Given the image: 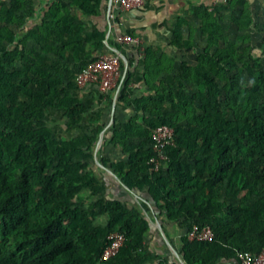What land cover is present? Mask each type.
Wrapping results in <instances>:
<instances>
[{"label":"trees","instance_id":"obj_1","mask_svg":"<svg viewBox=\"0 0 264 264\" xmlns=\"http://www.w3.org/2000/svg\"><path fill=\"white\" fill-rule=\"evenodd\" d=\"M105 2L51 0L41 23L25 27L30 0H0V264H139L149 257L138 254L145 217L119 199L86 202L81 195L98 192L90 161L103 124L66 138L45 120L53 108L66 126L79 125L87 107L73 94L75 78L98 56L90 57L91 49H104L105 30H86L71 8L94 16ZM197 18L204 44L193 62L175 65L173 57L144 49V99L126 97L127 70L117 99L146 117L112 124L111 144L127 157L110 168L185 233L194 223L211 227L210 240L181 236L187 264H224L264 245V62L251 52L250 29L259 26L248 0L199 7ZM169 43L196 47L190 36L180 38L177 24ZM161 124L173 137L154 170L150 132ZM95 214L108 220L94 224ZM112 232L123 233L124 242L99 260Z\"/></svg>","mask_w":264,"mask_h":264},{"label":"crops","instance_id":"obj_2","mask_svg":"<svg viewBox=\"0 0 264 264\" xmlns=\"http://www.w3.org/2000/svg\"><path fill=\"white\" fill-rule=\"evenodd\" d=\"M50 1L30 0L31 12H24V17L26 18L25 27L35 26L41 23L43 13L47 9ZM216 2L218 1L144 0L140 7H133L123 11H115L111 3L110 13H113V16H109L110 13L107 16L106 0L97 15H84L79 10L73 8H71V12L77 15L86 30H89L93 24L98 29L105 30L107 38L106 43L103 42L104 49L99 51L92 48L90 57L110 52L112 51L111 48H117L115 44L118 45L117 49L120 53L117 54L121 59L122 72L123 61L126 60L128 62V69L132 73L125 91L126 97L132 102L134 100L144 99L148 92L142 82V58L144 49L152 48L156 54L164 53L173 57L175 65L181 61L193 62L195 54L204 44L199 29V19L197 18L198 8L206 6L211 9ZM248 2L254 21L260 27L258 15L264 12V0H248ZM176 24L179 26L180 38L184 39L190 36L191 40L196 44V47L183 49L169 43ZM221 25L224 29H229L227 20H223ZM251 29L256 30L255 28ZM122 34H130L138 38L139 44L119 42L117 37ZM219 45L222 46L223 44L219 43ZM130 65L133 66L130 68ZM115 90H101L97 83H88L82 87H77L73 91V94L82 99L87 107L79 125L66 126L64 115L53 108H49L46 112V123L54 135L66 138L83 132H89L96 129L97 125L103 124V127L98 131L99 136L103 130V137L95 156L101 164H103L100 161L101 157L108 159V162L103 165L109 168L113 175L96 164L92 151L90 165L93 172L100 179V183L97 185L98 192L92 195L90 194V189L86 188L82 190L81 195L87 196L86 202L93 201L101 195L107 198L119 199L124 201L129 208L137 210L141 216L148 220L149 228L142 242L144 248L139 250L138 254H145L149 257L139 264H187L182 256L180 242L181 236L185 234V226L178 220L166 219L163 209H159L156 206L155 201L147 192L129 189L122 182L120 176L110 168V163L123 162L127 157V153L120 146L114 147L111 144L110 135L112 124L123 122L134 114H137L138 123H142L143 118L146 117V113L137 109L133 103L127 105L120 100L118 101L116 98L113 121L109 124L111 104ZM96 113L99 116L94 119ZM62 128L68 135L61 136L59 132ZM107 220V214H95L92 217L94 224H105ZM158 225L161 230L158 228ZM176 254L181 257L182 261Z\"/></svg>","mask_w":264,"mask_h":264},{"label":"built area","instance_id":"obj_3","mask_svg":"<svg viewBox=\"0 0 264 264\" xmlns=\"http://www.w3.org/2000/svg\"><path fill=\"white\" fill-rule=\"evenodd\" d=\"M225 3L227 0H217ZM144 0H112V7L115 11H123L133 7H140ZM217 3V2H216ZM109 16H113L110 13ZM119 42L139 44L138 38L130 34H122L117 37ZM121 59L117 53L107 52L99 54L95 59L86 64L76 75V84L82 87L88 83H97L101 90L116 89L118 81L121 78L122 70L120 67ZM133 65H130V68ZM173 129L170 126L161 124L152 128L150 132L152 156L149 162L154 170H158L166 155L164 147L172 143ZM186 236L190 240H210L213 237V231L208 225L192 224L186 231ZM124 234L121 232H112L108 236V242L103 249L99 260H105L115 255L124 242ZM224 264H264V245L257 253L243 251L238 253L237 259L227 261Z\"/></svg>","mask_w":264,"mask_h":264},{"label":"water","instance_id":"obj_4","mask_svg":"<svg viewBox=\"0 0 264 264\" xmlns=\"http://www.w3.org/2000/svg\"><path fill=\"white\" fill-rule=\"evenodd\" d=\"M111 3H112V0H107V9H106V14L107 16L109 15L110 13V9H111ZM106 38H107V35H105L104 39H103V42L106 43ZM111 50L114 52V53H120L119 50L117 48H111ZM128 70V62L126 60L123 61V72H122V75H121V78L118 82V85L116 87V90H115V94H114V97H113V101H112V104H111V110H110V118H109V124L113 121V113H114V107H115V102H116V98H117V95H118V91L120 89V86L122 84V81L126 75V72ZM108 124V125H109ZM102 137H103V130L102 132L99 134L98 138L96 139V143H95V147H94V150H93V154H94V160L96 162V164L98 166H100L102 169L106 170L107 172H109L110 174L113 175V173L111 172V170L109 168H107L106 166H104L103 164H101L99 162V160L96 159V156H95V153L102 141ZM114 177L119 180V178L117 176L114 175ZM158 228H159V225H158ZM160 229V228H159ZM161 230V229H160ZM176 256L182 261L181 257L178 256V254H176ZM185 264V263H183Z\"/></svg>","mask_w":264,"mask_h":264},{"label":"rangeland","instance_id":"obj_5","mask_svg":"<svg viewBox=\"0 0 264 264\" xmlns=\"http://www.w3.org/2000/svg\"><path fill=\"white\" fill-rule=\"evenodd\" d=\"M258 16V23H260V27H258L256 30L250 29V31L252 32V41L250 42V46L252 54L254 56L260 57L264 62V42L261 41V36L264 33V12H261V14H259ZM233 35L234 32H232V36ZM59 133H61V136L68 135V133L65 132L63 128L60 129Z\"/></svg>","mask_w":264,"mask_h":264}]
</instances>
